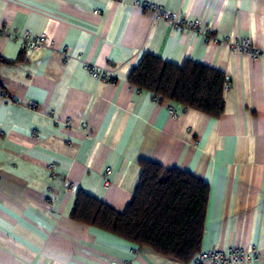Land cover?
Masks as SVG:
<instances>
[{
	"label": "crops",
	"instance_id": "obj_1",
	"mask_svg": "<svg viewBox=\"0 0 264 264\" xmlns=\"http://www.w3.org/2000/svg\"><path fill=\"white\" fill-rule=\"evenodd\" d=\"M145 3L197 31L175 30ZM1 28L0 264H187L71 217L80 192L122 212L143 160L207 185L198 253L237 247L256 255L240 264H264V62L228 45L264 49V0H0ZM24 32L51 47L29 51ZM146 54L222 72V113L131 86Z\"/></svg>",
	"mask_w": 264,
	"mask_h": 264
},
{
	"label": "trees",
	"instance_id": "obj_2",
	"mask_svg": "<svg viewBox=\"0 0 264 264\" xmlns=\"http://www.w3.org/2000/svg\"><path fill=\"white\" fill-rule=\"evenodd\" d=\"M128 82L157 102L169 101L214 118L223 111L224 74L192 61L177 66L146 54L129 73ZM140 166L139 185L122 212L80 192L71 217L188 263L200 248L208 187L188 172L144 160Z\"/></svg>",
	"mask_w": 264,
	"mask_h": 264
},
{
	"label": "built area",
	"instance_id": "obj_3",
	"mask_svg": "<svg viewBox=\"0 0 264 264\" xmlns=\"http://www.w3.org/2000/svg\"><path fill=\"white\" fill-rule=\"evenodd\" d=\"M144 7L151 10L155 18L170 24L175 30L195 32L198 29L196 23L178 18L173 15V13L169 11H164L151 3H145ZM0 35L8 36L10 35V33H8L5 29L1 28ZM21 38L29 51L36 52L51 47V43L44 34L30 37L29 32H24ZM228 45L233 51H237L253 59H260L262 62H264V49L256 48L248 39H242L241 41H236L232 43L228 42ZM86 71L88 75L94 79H101L107 82H110L112 80L113 71L110 68L106 69V72L103 74L90 66L86 67ZM167 111L168 114L172 117V119L177 118L178 114L175 111L174 106H168ZM52 167L53 166L50 165V168ZM109 174L110 169H107L106 175L108 176ZM108 184V180H105L104 186L107 187ZM248 258H256L255 253H244L241 249L234 247L229 249V251L227 252H221L218 250L199 252L187 264H240Z\"/></svg>",
	"mask_w": 264,
	"mask_h": 264
}]
</instances>
